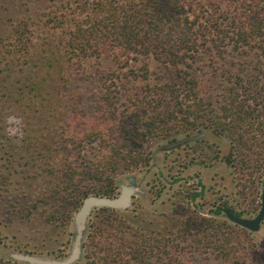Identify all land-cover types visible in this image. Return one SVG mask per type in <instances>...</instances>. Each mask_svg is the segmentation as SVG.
Wrapping results in <instances>:
<instances>
[{
    "label": "trees",
    "instance_id": "obj_1",
    "mask_svg": "<svg viewBox=\"0 0 264 264\" xmlns=\"http://www.w3.org/2000/svg\"><path fill=\"white\" fill-rule=\"evenodd\" d=\"M0 39L8 71L0 79L1 87L14 67L19 65L17 73L24 74L11 85V95L14 91L21 96L40 91L69 95L77 89L75 79L96 75V68L86 69L92 59L110 66L98 72L101 79L115 78L125 90L129 81H136L133 92L125 96L129 115L123 132L128 143L100 140L89 130L88 119L81 117L87 124L81 137L99 138L113 149V157L101 166L107 170L87 172L100 183L84 191L79 201L90 192L112 195V175L147 162L139 141L170 136L163 147L173 148L197 138L194 133L204 129L229 138L233 166L262 170L264 175V0H57L42 15H15ZM150 60L175 69L176 80L152 83ZM88 87V82L81 86L86 91ZM110 89V84L105 85L106 91ZM15 97L18 103L20 97ZM108 102L105 98L91 108L107 111ZM181 132L184 136L178 139L175 135ZM190 197L194 201L197 194ZM226 209L241 215L227 202L211 210L212 217L190 212L178 234L167 232L153 241L140 226L112 218L93 224L84 246L87 254L105 251V264H126L124 254L129 255L127 262L144 264L147 245L166 255L175 243L185 241L182 248L209 249L229 264H264L247 257L251 245L244 243L249 230L229 221ZM240 233L242 240L237 239ZM0 264L26 263L0 256Z\"/></svg>",
    "mask_w": 264,
    "mask_h": 264
},
{
    "label": "rangeland",
    "instance_id": "obj_2",
    "mask_svg": "<svg viewBox=\"0 0 264 264\" xmlns=\"http://www.w3.org/2000/svg\"><path fill=\"white\" fill-rule=\"evenodd\" d=\"M53 2L57 0H0V34L15 15L21 12L42 15ZM1 43L0 39V79H3L8 71ZM18 67H14L16 71L13 68L14 72L9 71L12 74L4 79L3 87L0 80V256L8 258L12 253H28L62 259L73 244L74 217L85 196L80 201L78 198L100 183L93 182L88 173H97L106 159L113 157V149L104 146L99 138L89 141V135L81 137V132L87 129L81 117L88 119L87 123L92 126L89 130L101 136L100 140L117 139L128 143L123 132L129 115L125 96L133 92L136 81H129L130 87L125 90L115 78L101 79L98 72L110 66L105 60L92 59L86 69L96 68V75L75 79L73 85L77 89L69 95L40 91V94L26 92L21 96L14 91L11 97V85L15 86L17 78L24 76L17 73ZM149 69L152 83L176 80V70L172 67L150 60ZM85 82H88V91L81 88ZM107 84L111 89L106 91ZM5 88L9 90L7 93H4ZM15 96L20 97L18 103ZM105 98L111 103L107 111L91 108ZM89 114L95 118L89 119ZM194 134L198 137L174 149L163 147L170 136L139 141V149L148 156L147 162L112 175L113 194L119 192L121 184L134 182L131 204L126 209L92 211L86 219L77 264H105V251L87 254L84 244L93 224L112 218L140 226L153 241L167 232L178 234L188 213L212 217L211 210L224 202L243 217L251 218L258 213L264 180L262 170L241 171L233 166L229 161L233 150L227 136L211 129ZM175 136L181 139L184 135L181 132ZM101 169L107 170V167ZM69 175L74 176L73 180H67ZM201 185L204 195L194 202L189 201L190 195L199 192ZM245 234V246L251 245L246 250L247 257L264 263V220L259 230ZM244 238V233L237 236V239ZM186 244L187 241L175 243L166 255L159 253L155 245L153 248L147 245L149 257L144 264H229L209 249L182 248ZM123 256L126 264H137L133 260L127 262L128 254Z\"/></svg>",
    "mask_w": 264,
    "mask_h": 264
},
{
    "label": "water",
    "instance_id": "obj_3",
    "mask_svg": "<svg viewBox=\"0 0 264 264\" xmlns=\"http://www.w3.org/2000/svg\"><path fill=\"white\" fill-rule=\"evenodd\" d=\"M134 192L133 188L122 187L117 196L105 195H87L83 198L79 209L75 213L74 221L77 231L73 240V248L71 253L65 259H53L49 257H39L28 253H12L11 257L28 264H71L76 261L80 255V242L82 230L85 226V221L94 208L108 207L115 209H125L130 205V194ZM227 219L241 227L250 231H257L260 228L261 221L264 219V181L261 194V204L258 213L247 218L233 214L230 210H225Z\"/></svg>",
    "mask_w": 264,
    "mask_h": 264
},
{
    "label": "flooded vegetation",
    "instance_id": "obj_4",
    "mask_svg": "<svg viewBox=\"0 0 264 264\" xmlns=\"http://www.w3.org/2000/svg\"><path fill=\"white\" fill-rule=\"evenodd\" d=\"M188 141H190V140H188ZM188 141H186V142H188ZM186 142H183V143H181L180 145H178L177 147H179V146H181V145H183V144H185ZM177 147H173V148H166V147H164V148H166V149H174V148H177ZM264 181V180H263ZM135 184H134V182H130V183H128V184H121L120 185V190H119V192L117 193V194H112V195H105V196H111V197H113V196H117L119 193H120V191H121V189H122V187H125V188H135V186H134ZM263 187V186H262ZM202 192V193H201ZM193 194H197V197L198 196H203L204 195V188H202V185L200 186V191L199 192H194ZM262 194V193H261ZM132 196H133V193H131L130 194V204H131V198H132ZM86 197V196H85ZM197 197H196V199H197ZM195 199V200H196ZM194 200V201H195ZM194 201H191V202H194ZM261 204V203H260ZM100 208H108V207H100ZM216 208V207H215ZM214 208V209H215ZM79 209V208H78ZM94 209H98V208H94ZM93 209V210H94ZM110 209H115V208H110ZM126 209V208H125ZM92 210V211H93ZM227 210V209H226ZM229 210V209H228ZM92 211H91V213H92ZM231 211V210H230ZM90 213V214H91ZM233 213V212H232ZM90 214H89V216H90ZM234 214V213H233ZM235 215H237V214H235ZM88 216V217H89ZM239 216H242V215H239ZM87 217V218H88ZM252 218V217H251ZM264 220V219H263ZM262 220V221H263ZM261 221V222H262ZM85 223H86V221H85ZM261 225V224H260ZM84 229H85V226H84V228H83V232H84ZM260 229V228H259ZM76 231H77V228H76ZM250 231V230H249ZM83 232H82V236H83ZM253 232V231H252ZM82 238V237H81ZM80 244H81V242H80ZM80 247H81V245H80ZM72 248H73V244H72V246H71V249H70V252L67 254V256H65L64 258H62V259H65L66 257H68V255L71 253V251H72ZM11 258H13V257H11ZM53 259H55V258H53ZM75 261H73L71 264H73Z\"/></svg>",
    "mask_w": 264,
    "mask_h": 264
}]
</instances>
